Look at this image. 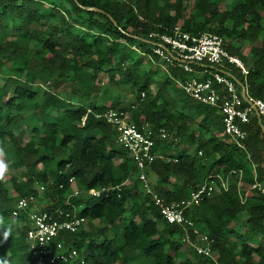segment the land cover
Returning a JSON list of instances; mask_svg holds the SVG:
<instances>
[{
	"label": "trees",
	"instance_id": "trees-1",
	"mask_svg": "<svg viewBox=\"0 0 264 264\" xmlns=\"http://www.w3.org/2000/svg\"><path fill=\"white\" fill-rule=\"evenodd\" d=\"M224 1L0 0V154L19 171L0 179V264H52L31 255L27 211L12 214L17 200L30 194L45 198L40 207L50 213L75 210L85 218L76 232H62L52 242L74 248L78 257L55 264H264V192L251 188L257 183L264 189V134L256 115L243 147L237 146L224 132L218 108L177 85L192 73L154 51L159 36H172L176 26L192 35L216 33L248 69L243 77L228 66L230 73L264 101V0H234L228 8ZM238 37L260 41L250 48L251 64L232 44ZM113 84L129 86L134 99L122 103ZM108 108L152 129L162 157L147 176L154 175L149 184L165 202L187 199L206 181L215 182L211 196L185 211L212 241L215 260L183 241L181 225L162 219L135 176L132 157L116 144L115 130L97 116ZM234 172L247 192L244 201ZM227 177L222 190L220 178ZM75 183L80 194L68 198ZM117 185L119 191L98 197L84 193Z\"/></svg>",
	"mask_w": 264,
	"mask_h": 264
},
{
	"label": "built area",
	"instance_id": "built-area-1",
	"mask_svg": "<svg viewBox=\"0 0 264 264\" xmlns=\"http://www.w3.org/2000/svg\"><path fill=\"white\" fill-rule=\"evenodd\" d=\"M155 53L161 58L170 60L173 57L184 60L179 62L186 72L192 76L185 81H178V86L182 91L197 102L216 106L222 115L224 132L233 140L237 146L243 147L242 141L247 136L246 126L251 117L256 112L264 121V101L260 98L250 96L247 84L240 82L230 73L228 66H233L245 77L248 73L247 66L243 60L226 48L225 39L216 33L203 32L192 35L181 32L179 27L174 28V34L160 35L158 42L155 43ZM196 62L201 65L200 69H193L191 63ZM143 95V93H142ZM90 111V110H88ZM109 123L115 130V142L132 157L136 172L135 176L142 184V188L150 194L154 204L159 208L162 219L169 224L181 225L186 234L183 241L189 243L198 254H203L215 260V255L211 250V240L206 233H201L195 227L194 222L185 215V211L194 202L203 197H209L217 190V185L213 180L206 181L199 189L192 191L189 198L179 202H165L161 196L154 192L147 179L146 170L151 163L162 157L154 150L155 142L153 131L144 124L136 125L129 114L117 108H108L106 111L97 114ZM161 138H166L168 133L164 128L158 132ZM201 154V152H198ZM238 174V172H234ZM219 178V177H218ZM74 181V178H70ZM220 188H228L229 177L220 178ZM127 179L122 183L126 184ZM62 187V184H60ZM237 187L241 193L242 201L246 199L247 192L243 190L240 172L238 174ZM258 188L261 192L264 189L255 183L251 188ZM120 186H104L101 188H89L84 190L86 195L98 197L102 193L112 190H120ZM242 189V190H241ZM40 192L44 191L43 186H38ZM80 194V189L73 187L69 197ZM67 198V199H68ZM37 199L34 195L21 197L17 200L16 206L12 211L14 216L20 212L27 211L29 230L27 239L29 250L33 257L46 258L50 263L70 262L78 257V252L72 247H65L62 242L53 244V240L62 232H76L85 222V218L78 216L75 210L71 214L64 210L57 209L53 213L44 209L36 208ZM193 231L196 242H191L187 229ZM82 264H88L81 262Z\"/></svg>",
	"mask_w": 264,
	"mask_h": 264
},
{
	"label": "rangeland",
	"instance_id": "rangeland-1",
	"mask_svg": "<svg viewBox=\"0 0 264 264\" xmlns=\"http://www.w3.org/2000/svg\"><path fill=\"white\" fill-rule=\"evenodd\" d=\"M189 2H188V4L189 5H192V3L194 2V0H188ZM232 1H234V0H225L222 4H221V6L223 7V8H228L230 5H231V2ZM251 38H248V37H238V38H236V39H234V40H232V44L233 45H235V46H238L239 47V50H240V52L243 54V55H245L246 56V58H247V62H248V64H251V62H252V58H253V55H252V53H251V46H252V44L254 45H259V40H256V41H252L253 43H251V40H250ZM174 83H175V81H173ZM110 87H111V90H113L115 93H116V95H118L119 96V100H121V102L122 103H126V102H129V101H132L133 99H134V97H135V95H134V93H132V91H130L129 90V86H124V85H115V84H113V85H110ZM65 89L66 90H68V88L67 87H65ZM99 96H100V94H99ZM25 126H23V128H24ZM19 132V130H16L15 131V133H18ZM24 138V140H27V137L26 136H24L23 137ZM0 159H3L4 160V157L2 156V154H0ZM5 161V160H4ZM6 162V161H5ZM7 164H8V168H7V171L5 172V177H6V179L7 180H9L10 179V176L14 173L15 174V176L17 177L18 176V173H19V171L18 170H13V169H11L10 167H9V162H6ZM38 168H40V165L38 166ZM147 171L148 170H146V173H147ZM147 179H148V181L149 182H154V180H155V178H154V175H152V174H149V176H147ZM130 182V181H129ZM74 187H76V183L73 185ZM6 187L8 188V189H11V192L12 193H14L13 192V190H12V187H11V184L8 182L7 184H6ZM45 202H47V200L45 199V198H41V199H38L37 200V203H36V208L38 209H40L41 207H42V205L45 203ZM41 206V207H40ZM86 224V223H85ZM95 224H97V221H95ZM88 228V227H87Z\"/></svg>",
	"mask_w": 264,
	"mask_h": 264
},
{
	"label": "clouds",
	"instance_id": "clouds-1",
	"mask_svg": "<svg viewBox=\"0 0 264 264\" xmlns=\"http://www.w3.org/2000/svg\"><path fill=\"white\" fill-rule=\"evenodd\" d=\"M8 164L3 160L0 159V179L4 177L5 172L7 171ZM8 235V232L4 233V236L6 237Z\"/></svg>",
	"mask_w": 264,
	"mask_h": 264
},
{
	"label": "water",
	"instance_id": "water-1",
	"mask_svg": "<svg viewBox=\"0 0 264 264\" xmlns=\"http://www.w3.org/2000/svg\"><path fill=\"white\" fill-rule=\"evenodd\" d=\"M174 58V60H176V61H178V62H185L184 60H181V59H179V58H176V57H173ZM256 117H257V120H258V122H259V124H260V126H261V128H262V132H263V134H264V125L261 123V117H260V115L258 114V112H256Z\"/></svg>",
	"mask_w": 264,
	"mask_h": 264
},
{
	"label": "crops",
	"instance_id": "crops-1",
	"mask_svg": "<svg viewBox=\"0 0 264 264\" xmlns=\"http://www.w3.org/2000/svg\"><path fill=\"white\" fill-rule=\"evenodd\" d=\"M177 85H178V83H177ZM150 183V182H149Z\"/></svg>",
	"mask_w": 264,
	"mask_h": 264
}]
</instances>
